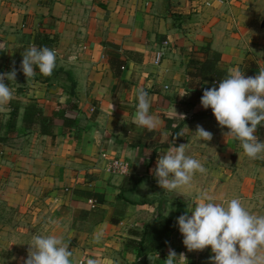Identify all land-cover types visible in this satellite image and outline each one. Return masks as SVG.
Here are the masks:
<instances>
[{"label":"crops","instance_id":"1","mask_svg":"<svg viewBox=\"0 0 264 264\" xmlns=\"http://www.w3.org/2000/svg\"><path fill=\"white\" fill-rule=\"evenodd\" d=\"M217 1L0 0L4 51L26 49L43 33L57 52L50 76L37 74L27 82L17 75L15 81H5L13 99L34 103L46 115L64 109L78 119L68 135L57 134L56 128L54 137L45 136L22 131L20 109L21 130L0 151V219L3 232L10 235L0 240V264H23L29 234L61 237L73 250L72 264L89 259L137 264L135 251L124 245L129 229L141 230L159 216H172L177 204L191 211L187 205L205 191L215 202H227L235 198L237 185L243 186L247 204L259 202L254 213L264 215V159L247 158L239 142L224 137L227 130L217 127L211 116L197 117L206 111L200 104L189 111L180 104L187 94V64L199 56L198 49L217 53L222 69L243 72L244 50L224 31L219 17L223 5ZM160 48L164 57L155 65ZM112 60L123 62L118 73ZM140 90L148 93L150 114L159 118L153 131L133 123ZM9 114L8 104L0 118ZM164 116L185 122L181 139L167 147L160 146L161 136L170 135ZM198 124L213 134L211 141L195 137ZM256 134L264 141V128ZM174 144H187L186 155L200 160L207 171L195 173L190 187L165 192L152 170L159 155ZM111 159L129 163L128 174L108 173ZM132 181L137 182L135 189L121 196ZM90 199L96 201L94 209ZM16 215L19 229L12 225ZM12 232L21 240L15 241ZM182 241L177 227L161 255H145L146 264H164L170 248L177 256L184 253L185 264H209L210 248L188 252ZM14 250L22 253L12 256L9 251Z\"/></svg>","mask_w":264,"mask_h":264},{"label":"clouds","instance_id":"2","mask_svg":"<svg viewBox=\"0 0 264 264\" xmlns=\"http://www.w3.org/2000/svg\"><path fill=\"white\" fill-rule=\"evenodd\" d=\"M3 50L0 45V51ZM21 55L20 71L27 82L37 74L50 76L56 67L54 49L31 44ZM16 77L14 66L11 71L0 73V112L5 111L14 98L13 90L5 81H15ZM137 101L133 123L148 131L155 130L159 118L150 114L148 93L140 90ZM200 104L203 109L212 110L221 130L227 129L222 131L224 137L238 141L247 158L264 159V141L256 134L258 128H264V69L246 77L239 68H229L218 86L214 83L204 89ZM193 134L204 142L213 139V134L199 124ZM187 148V144H174L159 155L152 172L165 192L190 187L195 173L207 171L200 160L186 155ZM187 208L191 211L179 216L176 223L188 252L210 248L209 264H264V215L250 212L239 198L216 203L206 191ZM72 257L73 250L61 237L33 234L23 264H72ZM185 262L184 253L177 256L170 248L164 264ZM87 264H99V261L89 259Z\"/></svg>","mask_w":264,"mask_h":264},{"label":"trees","instance_id":"3","mask_svg":"<svg viewBox=\"0 0 264 264\" xmlns=\"http://www.w3.org/2000/svg\"><path fill=\"white\" fill-rule=\"evenodd\" d=\"M33 44L38 47L51 48L52 41L47 34L39 33L34 37ZM24 50L25 48H19L11 54L4 50L0 51V68L6 69V71L9 72L14 66L17 70V75L23 79L25 76L23 72L20 71V64L22 61L21 53ZM197 53L199 56L192 57L187 64V81L185 84L187 94L180 102L182 109L187 111L195 104H200L203 95L201 88L214 83L218 86L219 80L227 75V70L219 66L220 57L217 53L209 48H200L197 50ZM111 65L118 73L123 66V62L115 64L112 60ZM251 66L253 69L255 68L254 65ZM243 73L246 77L254 76V71L250 72L243 69ZM9 107L10 116L8 121L5 124L0 121V151L10 138L18 135L21 129L22 131L32 130L38 132L40 135L54 137L56 128L58 130L57 134L68 135L71 130L78 126V119L67 116L64 109H59L54 111L51 115H46L36 104L27 103L22 105L21 101L18 99H12L9 103ZM20 109H22L21 129H19L17 125ZM205 115L211 116L215 121V125L219 127L210 108L198 114L197 117ZM164 120L165 128L170 131V135L165 134L161 136V147H167L169 143L179 141L182 137L180 134L185 123L183 120L166 116H164ZM225 130L227 129L225 128ZM136 185L137 182L132 181L129 185L124 186L121 189V196L123 192L134 190ZM185 212L186 210L183 205L177 204L172 216H159L153 223L145 224L141 230L129 229V235L124 240L125 249L134 250L136 259L147 254L158 253L161 255L162 249L167 245L168 238L178 227L176 223L178 217L185 214Z\"/></svg>","mask_w":264,"mask_h":264},{"label":"rangeland","instance_id":"4","mask_svg":"<svg viewBox=\"0 0 264 264\" xmlns=\"http://www.w3.org/2000/svg\"><path fill=\"white\" fill-rule=\"evenodd\" d=\"M217 3L223 5V9L219 11V17L224 31L230 32L234 39L238 41V45L241 49L244 50L245 59L243 61V68L250 72L254 71V76L257 75L259 70L264 69V0H219ZM251 65H254L255 68L253 69ZM9 116L8 118H0V121L5 124ZM237 186L235 198H239L246 208L252 205L251 210L254 213L255 210L260 208L259 202H252L251 205L247 204L245 201L247 196L244 195L243 186ZM255 188L257 189L258 187ZM223 194H226V192L223 191ZM216 203L224 202L220 201ZM1 207L2 204H0L2 212L3 210ZM14 214L15 213H13V215ZM19 221L18 215H16V218L12 221V225L16 227L13 228L19 229ZM3 222L4 220L1 218L0 240H3L4 237H6L7 240L10 235L3 232ZM14 223H16V225ZM32 235L33 234L28 235L27 238H30L29 241ZM12 238L15 241L21 240L20 235L14 232H12ZM3 253L2 251V254ZM9 253H12V256H18L22 251L14 250L9 251Z\"/></svg>","mask_w":264,"mask_h":264},{"label":"built area","instance_id":"5","mask_svg":"<svg viewBox=\"0 0 264 264\" xmlns=\"http://www.w3.org/2000/svg\"><path fill=\"white\" fill-rule=\"evenodd\" d=\"M164 50L162 48L158 49L155 54H154V60L153 63L155 65L160 64V62L162 61L163 57H164ZM103 157H105L103 155ZM106 170L108 173L112 174V175H120V176H124L128 174L129 171V163H127L124 160L121 159H111L108 161V164L106 166ZM89 205L91 208H95L96 207V201L93 199H90L88 201Z\"/></svg>","mask_w":264,"mask_h":264},{"label":"water","instance_id":"6","mask_svg":"<svg viewBox=\"0 0 264 264\" xmlns=\"http://www.w3.org/2000/svg\"><path fill=\"white\" fill-rule=\"evenodd\" d=\"M145 260H146L145 256H143V257L139 258V260L137 261V264H146Z\"/></svg>","mask_w":264,"mask_h":264}]
</instances>
